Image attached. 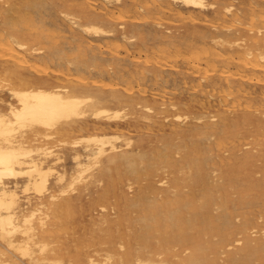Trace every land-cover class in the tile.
<instances>
[{
	"label": "rangeland",
	"instance_id": "obj_1",
	"mask_svg": "<svg viewBox=\"0 0 264 264\" xmlns=\"http://www.w3.org/2000/svg\"><path fill=\"white\" fill-rule=\"evenodd\" d=\"M16 1H0V5L9 3L15 6L9 15L12 21L5 28L14 32L18 42L39 51V53H32L31 56V65H34L30 74L33 77L41 78L42 82H54L68 88L70 83L84 82L92 86L93 82L98 81L99 84L104 85V88L108 87L106 93L117 92L124 97L120 104L106 102L100 106L110 110L111 113L123 112L124 116L122 114L121 119L117 121L120 126L109 127L103 122L90 119L71 131L56 135L50 141L41 142L33 137L27 138L28 147L39 146L64 154L63 162L56 166V170L67 174L65 182L62 185H55L56 174L50 177L52 191L58 195L55 201L58 211L51 214V222H49L54 224L55 229L59 228V233H57L58 237L52 234L48 241L51 248L59 252L62 264H86V257L89 254L96 255V259L102 261L105 253L96 254L102 242L107 243L104 245V249L107 250H114L122 244L126 245L128 252H133L138 247L134 243L150 222L151 216L143 207L127 208V204L137 199L146 187L153 190L152 197L163 192L164 188L160 183L163 179L171 181L174 176L188 177L191 170L182 165L183 163H176L177 159L188 153H193L195 159H198L200 161L198 163L205 169L206 183L212 185V182L216 180L219 184H226L227 196L221 195L219 190L202 196L200 198L202 202L218 199L217 204L222 208L206 218L203 216L206 210H198L200 214L197 218L183 227L184 234L200 231L202 236L211 237L214 234L210 232L211 229L222 227L223 223L221 219H218V215L223 214L228 215L233 226L227 225L231 228L228 231L222 227L219 232L221 236L227 235L231 230L237 231L244 220L258 222V213L264 211V168H262L263 171L259 170V166L264 163V129L257 126L258 118L264 120V74H258L259 80H262L261 83L256 81L247 83L240 93L238 85L229 88L228 83L223 80V74L231 70L229 74L235 76L240 68L235 59L226 62L222 57L220 60L215 56V54L221 55V52L219 47H215L212 39L219 34L227 39L240 35L247 37L251 34V28L255 29L256 26L262 25L264 20V4L261 0H205L209 8L205 13L197 9H186L180 4H173L174 11L171 12L166 8L160 10V7L156 6L157 2L153 0H97L92 11L101 17H91L87 20L83 19L72 6L79 4L82 0H76L70 4L49 3L44 6L41 17L26 23L30 27L25 24L27 20L21 19L19 14L34 13L36 8H33L30 0H23L17 6L18 1ZM251 1L259 2L261 5L254 12L249 9ZM211 5L214 9L210 7ZM227 5L233 6L236 12L239 11L237 15L226 16L224 9ZM1 8L0 6V10ZM178 13L179 16H177ZM63 14H71L84 26H96L105 30H111L112 26L114 34L99 40L92 35L74 31ZM2 21L3 18L0 16V22ZM121 26L126 27L121 29ZM24 32L45 36L37 41V39L23 36ZM1 36L0 33V44L3 42ZM226 54L228 56L229 53ZM50 55H55V58L48 59L47 56ZM93 55H98L97 60H92ZM69 60L75 65L69 66ZM157 67L160 68V77L155 79L154 73ZM51 71L65 77L62 76L56 80L53 76L54 72L51 73ZM46 72H48L47 75ZM209 73L211 74L208 75ZM142 75H148V77L144 78ZM75 77H78V80ZM206 78L208 80H205ZM233 80L237 81L235 77ZM9 83L8 79L1 78L0 86H5L1 90L4 91L6 87H9ZM107 83H111V87L114 85L115 88L107 86ZM244 90L248 93V98L241 97L245 95ZM145 106L153 109L149 118L143 117ZM243 107L250 109L247 110L248 115H242ZM2 110L6 111V109ZM174 113L189 118L203 114L208 118L216 116L219 124L224 125L230 120L231 126H222L218 129L211 126L212 128L205 129L204 125H199L195 121L179 125L165 120ZM205 122L209 120L205 119ZM176 132L182 134L180 139L176 140ZM215 132L220 134L224 141L221 151L202 137ZM95 135L120 137L121 139L115 143L124 146V151L130 152L135 172L122 166L112 170L111 175L105 174L101 170L110 164L102 159L97 167L87 173L88 176L95 174L98 179H101L100 184L92 185L87 191L83 190L82 185L69 188L72 174L77 171L71 157L72 144ZM61 142H65L66 145L63 146ZM194 142L197 147L193 144ZM85 143L79 144L78 148H85L88 145ZM126 143H129V146H125ZM233 154L236 155L235 159L230 156ZM227 177H230L229 180L224 179ZM24 184L25 180H21L18 190L21 197L20 207L26 213H30L38 208L39 202L34 194L29 196L31 197L29 203L25 200L26 195L21 193ZM255 184L260 187H255ZM108 190H111L110 194L104 195ZM62 191H66L65 195ZM187 192H189L188 189H182L177 194L183 196ZM152 197L143 203L146 208L154 206ZM178 212H185V207H180ZM38 217L34 223L38 222ZM181 233L182 231H176L173 235ZM250 233L253 239L263 240L264 226H255ZM164 237L166 236L156 233L148 242L154 246ZM39 240L36 239L35 242ZM16 241L23 242L25 237L18 235ZM211 244L215 245V242L208 245ZM34 248L38 250L37 246ZM179 250L180 247H177L176 251ZM227 250L237 251L236 248ZM156 251L162 252L167 257L176 254L175 251L168 249H156ZM3 252H6V249L0 244V258H3L1 255ZM110 253L115 256L116 252L110 251ZM191 255L199 257L201 253L194 250ZM247 264H264V259L259 261L255 258Z\"/></svg>",
	"mask_w": 264,
	"mask_h": 264
},
{
	"label": "bare ground",
	"instance_id": "obj_2",
	"mask_svg": "<svg viewBox=\"0 0 264 264\" xmlns=\"http://www.w3.org/2000/svg\"><path fill=\"white\" fill-rule=\"evenodd\" d=\"M17 1L16 6L17 4H21L20 2L23 0ZM57 1L58 0H30L33 4V8H36V11L29 14L20 13L19 16L21 19L27 20L25 21L26 24L29 20L41 17L43 15V9H45L44 6L49 3L55 5L58 3L70 4L74 3L76 0H65L64 2L63 0L61 2ZM153 1L157 2L156 6L158 5L160 10L166 8L170 12L174 11L173 4H180L186 9H197L202 13H205V11H208L209 9L205 0ZM261 1L264 4V0ZM96 2L97 0H95V2L94 0H82L79 4H74L72 6L76 8L83 19L87 20L91 17L100 18L101 15L92 11V8L96 6ZM0 6L2 7L0 10V16L3 18L2 23L0 22V33L2 34L1 39L3 40L2 44H0V79H8L10 82L9 85L7 84L9 87H6L4 91L1 89L5 88V86H0V244L6 249V252L1 254L3 258H0V264H62V260L59 258V252L51 248L48 241L53 235L59 233V228L55 229L54 224H50L51 214L58 211V205L55 204L58 195L52 191L50 177L56 174L55 185H62L65 182L67 174L56 170V166L63 162L64 154L39 146L36 148L28 147L27 138L33 137L35 140L41 142L50 141L54 139L56 135L71 131L79 124H83L90 119L103 122L109 127L120 126V123L117 121L121 119L123 112L114 111L111 113L110 110L101 108L100 106L106 102L120 104L124 97L117 92L110 94L106 93L108 87L104 88V85L102 83L99 84L98 81L97 83L93 82L94 84L90 86L81 81L80 78L79 81L84 84L70 83V88H68L63 85H57L54 82H42L41 78L33 77L31 75V69L33 70L32 65L34 64L31 65V56L33 55L32 53H39V51L18 42L14 32L12 33L11 29L9 30L5 28L12 21V17L9 15H11L10 12L15 9V6L9 3H4ZM258 6H261L259 2H249V9L253 12L256 11ZM210 7L214 9L213 5ZM224 12L226 16H235L239 11L236 12L233 6L227 5ZM63 15L74 31H80L81 33L92 35L99 40L103 37H110L114 34L111 25V30H105L96 26H84L71 14ZM177 16H179V13ZM118 18L120 19V17ZM207 23L209 24V22ZM124 27L121 26V29ZM251 32L252 33L247 37L240 35L233 39H227L219 34L212 39L215 47H219L221 52V55L215 54L217 58L220 60L223 58L226 62L235 59L234 61L237 62V66L240 70L236 75L229 74L231 70H228L222 77L223 80L228 83L229 88L238 85L239 93L243 91L244 85L247 83H254L255 81L261 83L262 80H259L258 74H264V20L262 21V25L256 26L255 29L251 28ZM22 34L23 36L37 39V41L45 36L44 34L33 35L27 32ZM42 48H44V46ZM93 48H95V46ZM226 53H229L228 56ZM97 56L93 55L92 60H97ZM47 57L52 60L55 58V55ZM149 61L151 62V60ZM230 64L232 65V63ZM68 65L72 66L75 65V63L69 60ZM40 69H42V67H40ZM44 70H46V68ZM159 71L160 68L157 67L156 72L154 73L155 79L160 77ZM52 72L54 71H51V73ZM36 73L38 74V71ZM47 73L48 72H46V75ZM53 74L56 80H59V77H65V75L58 72H54ZM210 74L211 73L208 75ZM142 77L147 78L148 75H142ZM234 77L237 81L233 80ZM77 78L78 77H75L76 80H78ZM205 80H208V78ZM110 84L107 83V86L111 87ZM113 88H115V86ZM219 91L221 92V90ZM244 94L245 95L241 97L248 98L249 95L246 91ZM240 105L242 106L241 103ZM172 107L175 108V106ZM2 109H6V111H3ZM143 109H145L143 111V117H151L153 109L146 106L143 107ZM247 110L250 109L243 107L242 115H248ZM205 119H208L209 122L206 123ZM165 120L172 121L179 125L195 121L199 125H204L205 129L212 128L211 126L215 129L227 125L231 126L230 120L222 125L219 124L216 116L208 118V116H205L204 114L198 117L193 116V118H189L188 116L174 113L172 116L166 117ZM257 120V126L264 129V120H260V118ZM176 136L177 140L182 137V134L176 132ZM202 137L203 139H206L207 142H211L219 151L223 149L224 141L220 134L215 132L209 136L202 135ZM120 139L121 138L118 136L95 135L73 143L71 157L77 171L72 174V181L70 182L69 188L75 185H82L83 190L87 191L92 185L100 184L101 179H98L95 174H89L88 176L87 173L92 168L97 167L102 159H105L108 164H110V166H105L101 170L105 174L109 173L111 175L110 172L112 170H117L122 166L128 167L130 171L135 172L134 165L132 164L133 162H131L132 155L129 154L130 152L124 151V146L116 145L115 143ZM82 142H86L88 145L83 149H79L78 145ZM61 143L63 146L66 145L65 142ZM193 144L197 147L195 142ZM125 146H129V143H126ZM230 156L233 159L236 157L235 154ZM223 159L225 158L223 157ZM198 162L200 161L195 159L193 153L183 155L176 160V163H183L182 165L191 170L188 177L174 176V179H171V181L163 179L160 181L161 186L164 188L163 192L155 194L152 197L153 190L151 191L150 187H146L138 195L137 199L130 201L127 204V208L138 206L143 207L151 216L150 222L146 225L144 230L141 231V235L134 243V245H137L138 247L133 252H128L125 247L126 245L124 246L122 244L114 250H107L104 249V245L107 243L102 242L100 243V247L96 254L104 252L105 255L103 256V260L99 261L96 259V255L89 254L86 257V264H247L250 260L255 258L259 261L264 259V239H253L251 236L252 233H250L255 229V226H264V211H261L260 214L258 213V222L253 223L250 220H244L242 226L237 231L231 230L225 236L219 234L222 227L228 231L231 229L228 226H233L232 221L228 218L227 214L218 215V219L222 220L223 225H221L222 227L220 228L211 229L210 232H214L211 237L206 238L202 236L200 231L188 235L183 233V227H185V224L192 222L193 219L197 218L200 214L198 213V210H206L203 214L204 218H206L222 208L217 204L218 199H214V201L211 200L210 202H202V199H200L202 196H206L215 190H219L221 195L227 196L225 183L219 184L218 181L215 180L212 182L213 184L210 185L205 182L207 177L206 171ZM259 168L260 171H263L262 168H264V163L262 166H259ZM229 178L230 177L224 179L229 180ZM21 180H25V184L23 188H21V193L26 195L25 200L29 203L31 201V197L29 196L34 194L37 196L39 202L38 208L32 210L30 213H26L20 207L21 197L18 190L20 189ZM254 186L257 188L260 187L258 184H255ZM182 189H188L189 192L185 193L183 196L177 194ZM110 192L111 190L105 191L104 195H109ZM65 193L66 191H62L63 195H65ZM151 197L154 206L146 208L143 203L148 199H151ZM197 203H199V205H197ZM180 207H185V212H178ZM37 217L38 222L34 223V220ZM176 231H182V233L180 235H173ZM156 233L162 234L166 237L153 246L149 244L148 241L153 238ZM18 235L25 237V241L18 243L16 241ZM36 239L40 240L35 242ZM214 242L215 245H208ZM219 244H222L221 247H217ZM34 246H37V251ZM177 247H180L178 252L176 251ZM228 248H236L237 251L231 252L227 250ZM156 249H168L175 251L176 254L172 257H167L162 252H157ZM193 249L200 252L201 255L199 257L192 256L191 253L194 251ZM110 251H115V256H113Z\"/></svg>",
	"mask_w": 264,
	"mask_h": 264
}]
</instances>
